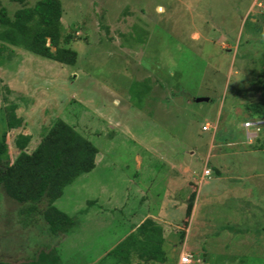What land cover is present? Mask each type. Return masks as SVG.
I'll list each match as a JSON object with an SVG mask.
<instances>
[{"label": "rangeland", "instance_id": "rangeland-1", "mask_svg": "<svg viewBox=\"0 0 264 264\" xmlns=\"http://www.w3.org/2000/svg\"><path fill=\"white\" fill-rule=\"evenodd\" d=\"M60 2L77 60L3 48L0 134L13 103L22 121L7 132L9 161L18 134L30 135V151L60 118L96 147L95 164L53 202L74 217L55 236L40 213L22 225L23 205L0 186V264H29L50 248L60 264H178L183 249L200 259L190 264H264V148L254 146L264 118L245 109L264 100V0ZM21 5L0 0L9 15ZM180 165L191 186L174 193ZM206 165L211 174L199 183ZM163 207L164 262L108 254Z\"/></svg>", "mask_w": 264, "mask_h": 264}, {"label": "trees", "instance_id": "trees-1", "mask_svg": "<svg viewBox=\"0 0 264 264\" xmlns=\"http://www.w3.org/2000/svg\"><path fill=\"white\" fill-rule=\"evenodd\" d=\"M22 5L11 15L0 6V53L6 46L21 47L33 54L72 65L77 53L67 45L72 41V32H63L60 0H36L26 5V0H14ZM51 47L53 49H51ZM245 109L254 117L264 118V100L245 104ZM16 105L4 107L5 129L0 134V186L6 196L21 205L18 221L26 225L39 214L47 233L52 236L68 231L74 217L56 207L53 202L64 186L80 173L91 170L95 164L97 149L86 137L60 118H56L46 130L38 144L28 151L30 135L18 134L14 145L18 152L9 161L7 132L21 125L22 119L15 113ZM264 148V125L254 144ZM45 200L39 211L38 204ZM195 199L193 192L187 203L190 214ZM163 227L153 218H144L108 254L120 259H129L135 254L144 262H164ZM56 250L41 251L29 264H60ZM44 254L50 255L46 258Z\"/></svg>", "mask_w": 264, "mask_h": 264}, {"label": "crops", "instance_id": "crops-1", "mask_svg": "<svg viewBox=\"0 0 264 264\" xmlns=\"http://www.w3.org/2000/svg\"><path fill=\"white\" fill-rule=\"evenodd\" d=\"M209 129V128H208ZM203 131H205V130H203ZM171 167L172 168H174L175 167V165H171ZM205 167H207V165L206 166H204L203 167V170H204V168ZM207 168H209V167H207ZM177 169H179L178 170V173L176 174V176H179L180 177V179H181V181H176V180H174V178H172V181H174L173 183H172V190L174 191V193H177V191H179V190H181L182 189V187H183V185H189V186H191V180H189L190 179V176L188 175L189 174V167L187 166V165H183V166H181L180 165V167H177ZM210 169V168H209ZM203 170H202V173L200 174V178H199V180H198V182L199 183H201L202 181H203V178L205 177V176H207V177H209L210 176V174H211V169H210V174L209 175H204L203 174ZM222 172H225V171H223V168H221V167H219V168H215V173H217V174H221ZM194 205H195V203H193V207H192V210H191V212L193 211V209H194ZM163 210H166V208H160V209H158L157 210V212H155V213H146L142 218L144 219V218H146V217H150V218H153L154 220H161V221H163V222H165V223H169L168 221H167V219H165V218H167L166 216H164L163 215ZM143 219H141V221L143 220ZM140 221V222H141ZM158 222V221H157Z\"/></svg>", "mask_w": 264, "mask_h": 264}, {"label": "built area", "instance_id": "built-area-1", "mask_svg": "<svg viewBox=\"0 0 264 264\" xmlns=\"http://www.w3.org/2000/svg\"><path fill=\"white\" fill-rule=\"evenodd\" d=\"M264 7V6H263ZM257 123H259V121H253V120H246L244 123H243V126L244 127H249V126H253V125H257ZM210 127V125L208 123H205L203 126H202V130H207L208 128ZM249 134L247 133V136ZM203 174L204 175H209L210 174V169L205 167L204 170H203ZM193 261L195 262H199L200 259L199 257H195L194 254H192L191 252L189 251H186V250H182L181 253L179 254V258H178V264H190L192 263Z\"/></svg>", "mask_w": 264, "mask_h": 264}, {"label": "water", "instance_id": "water-1", "mask_svg": "<svg viewBox=\"0 0 264 264\" xmlns=\"http://www.w3.org/2000/svg\"><path fill=\"white\" fill-rule=\"evenodd\" d=\"M204 100H208L207 97H198L196 98V101H204Z\"/></svg>", "mask_w": 264, "mask_h": 264}]
</instances>
